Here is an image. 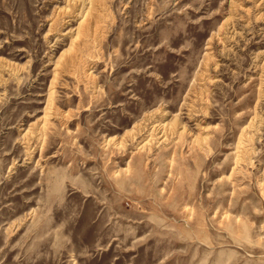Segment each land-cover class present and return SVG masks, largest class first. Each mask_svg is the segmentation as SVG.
<instances>
[{"label":"rangeland","instance_id":"rangeland-1","mask_svg":"<svg viewBox=\"0 0 264 264\" xmlns=\"http://www.w3.org/2000/svg\"><path fill=\"white\" fill-rule=\"evenodd\" d=\"M0 264H264V0H0Z\"/></svg>","mask_w":264,"mask_h":264}]
</instances>
